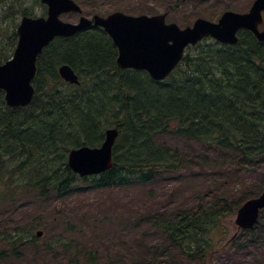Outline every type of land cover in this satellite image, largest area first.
<instances>
[{
	"label": "trees",
	"instance_id": "trees-1",
	"mask_svg": "<svg viewBox=\"0 0 264 264\" xmlns=\"http://www.w3.org/2000/svg\"><path fill=\"white\" fill-rule=\"evenodd\" d=\"M2 36L0 64L11 57L16 42L14 30L9 45H4ZM238 36L236 46L208 39L190 48L163 82L152 81L145 72L118 69L117 50L100 28L55 39L37 59L32 81L35 94L28 107H7L0 91L4 205L14 207L19 194H30L55 207L76 193L78 183L111 190L132 184L149 186L165 174H180L189 168L191 158L155 143L157 136L167 134L195 141L219 159L232 156L231 168L258 169L264 174V44L247 31ZM61 65L76 73L79 85L59 78ZM109 128L118 130L112 168L98 176L78 177L67 165L68 152L99 147ZM263 189L264 180L254 194L241 196L234 207L231 196L201 194L208 201L175 215L173 221L154 223L169 247L183 257L206 255L215 247L213 234L225 235L222 220ZM260 220L249 231L254 245ZM39 224H4L0 264L23 261L27 247L39 243L34 235ZM70 230L64 227L44 244L51 264H57L59 255L70 263L78 260V249L68 237ZM234 240L237 249L247 247L241 235ZM87 261L94 264L96 255L90 253Z\"/></svg>",
	"mask_w": 264,
	"mask_h": 264
},
{
	"label": "rangeland",
	"instance_id": "rangeland-1",
	"mask_svg": "<svg viewBox=\"0 0 264 264\" xmlns=\"http://www.w3.org/2000/svg\"><path fill=\"white\" fill-rule=\"evenodd\" d=\"M78 1L85 17H105L115 11L131 16L164 14L167 24L185 28L199 18L217 22L225 11L245 13L254 0ZM21 11L24 15L38 17L46 11V7L39 0H0V36L4 35V45L10 44L9 35L15 31ZM60 19L74 23L78 18L73 14H63ZM154 141L177 153L183 151L191 158L189 168L180 174H165L149 186L132 184L111 190H94L90 183H78L76 193L55 207L49 201L39 202L30 194H19L14 207L6 206L4 185H1L0 237L4 235L5 223L11 227L38 222L40 224L34 229V234L37 230L44 232L38 244L27 247L23 261L18 264H51L44 244L62 232L64 227L73 230L68 237L73 241L72 247L78 249V260L70 263L69 258L59 255L57 264H90L87 261L90 253L96 255L94 264H264V210L260 213V225L254 232L257 245L250 243L248 230L237 229L233 214L221 222L225 235L221 232L213 234V250L193 259L185 258L170 248L154 223L156 220L173 221L175 215L208 201L201 194L231 196L234 207L241 196L254 194L257 186L263 183L261 170L231 168L229 163L235 164L232 156L227 154L225 159H219L195 141H187L176 135H160ZM5 208L15 209L5 212ZM240 235L247 244L244 249L236 247L234 239ZM209 242L212 243L211 240ZM0 248L4 249L1 240ZM7 264L14 263L9 261Z\"/></svg>",
	"mask_w": 264,
	"mask_h": 264
},
{
	"label": "water",
	"instance_id": "water-1",
	"mask_svg": "<svg viewBox=\"0 0 264 264\" xmlns=\"http://www.w3.org/2000/svg\"><path fill=\"white\" fill-rule=\"evenodd\" d=\"M195 1V0H191ZM48 6L47 19L23 18L18 29V43L13 59L0 65V90L8 107L19 108L31 104L34 89L31 82L36 73V58L55 37H70L91 26L101 27L118 49L116 64L120 69L146 71L154 81L165 80L183 58L188 45H195L205 37L221 44L236 45L237 32L249 30L259 42L264 43L262 12L264 0H255L249 12L237 14L225 12L217 23L197 19L191 27L178 28L165 24V15L154 17L127 16L116 12L106 18L94 16L92 21L81 18L78 24L64 23L58 19L63 12L79 9L69 0H41ZM61 79L78 85L79 80L67 65L58 69ZM118 137L116 128L105 131V138L98 148L83 146L68 153L69 169L81 178L102 174L112 168V149ZM264 209V190L246 200L236 212L235 225L239 229H251ZM42 232L37 231L36 237Z\"/></svg>",
	"mask_w": 264,
	"mask_h": 264
},
{
	"label": "flooded vegetation",
	"instance_id": "flooded-vegetation-1",
	"mask_svg": "<svg viewBox=\"0 0 264 264\" xmlns=\"http://www.w3.org/2000/svg\"><path fill=\"white\" fill-rule=\"evenodd\" d=\"M20 15H21V16H20V19H19L18 24H17V26H16V29H17V27H18V25H19L21 19H22L23 17L26 16V15H24V14L22 13V11H21ZM46 16H47V9H46L45 12H42V14L40 15V17H46ZM76 16H77V18L79 19L80 15H79V16L76 15ZM28 17H34V16H28ZM78 19H77V20H78Z\"/></svg>",
	"mask_w": 264,
	"mask_h": 264
}]
</instances>
